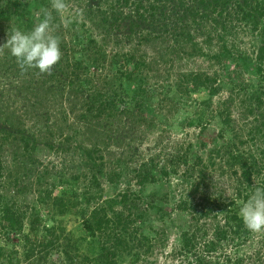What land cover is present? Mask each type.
I'll use <instances>...</instances> for the list:
<instances>
[{
	"label": "rangeland",
	"instance_id": "1",
	"mask_svg": "<svg viewBox=\"0 0 264 264\" xmlns=\"http://www.w3.org/2000/svg\"><path fill=\"white\" fill-rule=\"evenodd\" d=\"M14 1L0 0V13L11 15L0 18V44L13 29L30 31L43 3L18 0L21 6L15 8ZM45 1L49 6L50 0ZM68 3L69 13L83 14L78 22L57 30L67 47L62 49V67L55 66L50 75L38 69L22 74L13 61L0 59V156L5 167L0 264H70L77 251H90L89 243L96 241L83 222L100 208L132 220L126 235L142 255L129 257L119 251L120 264H199L204 241L213 238V224L224 223L245 201L235 196L236 207L228 204L236 188L246 191L232 171L239 167L232 168L233 155L250 154L246 157L261 167L251 192L264 180V57L259 55L264 0H232L222 15L203 7L201 13L208 15L189 19L187 25L203 52L188 53L186 45L183 51L166 54L170 59L162 58L166 44L159 53L156 43L143 37L164 31L172 39L174 32H183L178 27L187 21L182 7L170 12L168 26H163L167 20L157 19L159 12L151 17V0ZM202 26L207 33L201 32ZM95 46L104 51L99 66L92 63L93 54L85 56ZM82 61L85 68L78 69L76 77L72 71ZM158 61L162 71L147 74L143 86L148 93H141L138 85L147 65L139 62ZM187 73H202L213 81L199 86L186 79ZM97 94L113 106L104 116L89 110ZM126 109L134 115L125 113L119 120ZM104 138L123 142L101 152L108 162L98 183L92 184L96 172L88 167L84 148L97 140L101 148ZM207 166L198 179L199 169ZM200 204L213 206L218 218L201 219L209 233L200 224L196 248L185 249L183 234L192 231L193 212L204 209ZM10 205L22 229L11 228ZM33 216L38 219L30 223ZM247 235L222 240L210 258L226 264L225 252L243 256L244 264H264V231Z\"/></svg>",
	"mask_w": 264,
	"mask_h": 264
},
{
	"label": "trees",
	"instance_id": "2",
	"mask_svg": "<svg viewBox=\"0 0 264 264\" xmlns=\"http://www.w3.org/2000/svg\"><path fill=\"white\" fill-rule=\"evenodd\" d=\"M42 1L43 3L42 2L40 3L41 8L50 7V3H48L49 6H44L45 5L44 3H46V1L45 0H42ZM231 1L232 0H175V1L151 0V4L149 6V11H151V17H155V14H153L154 11L159 12L160 18H157V19L161 21H163L164 19L167 20V23L163 24V26H168L170 12L174 13L177 10L181 9V7L183 9V15L187 19V21L184 20V22L181 23L180 26H178L181 30H183V32H180V31L174 32L171 36L172 39L165 37L163 35L164 34L163 33L164 31H163V32H160L161 34H157L153 38H151L150 36L152 33H146V36L143 37V40L145 41L153 40L156 43V49L159 50V53L163 51L162 47L163 45L166 44V47L168 49L165 53H163L164 57L162 58L170 59V57H168L166 54H169L175 50L181 51L183 49L182 47L186 45L189 46L191 49V51H188V53L203 52L204 47L202 46L201 42H198V39L195 37L194 32L187 31L188 30L187 28L188 20L190 19L193 22H195L197 18L200 17V15H202L201 16L202 18H205V16L208 14L205 12L201 13V9H203V7L208 8V9L211 7L210 10L212 12H219L222 15V12L225 9V6ZM169 5H171V8H169ZM13 6L15 8H20L21 4L19 3L18 0H15L13 3ZM15 12L17 14L20 13V11H17V10H15ZM0 18L3 20H6L7 18L11 19V15L5 17V13L3 12V13H0ZM142 18H145V16ZM213 19L216 21V18H213ZM56 22L57 23L59 22V18H57ZM133 25L134 23L131 26ZM175 27L173 28L175 29ZM202 27L203 29H201V32L207 33L206 26H202ZM28 28H31V25H28ZM56 34L61 37V34H63V32L62 33L57 32ZM143 40L141 38L142 42ZM92 41L94 40L92 39ZM65 46H66V43H63V45L61 44L60 45L61 50L62 49L66 50L67 47ZM179 46H181V48ZM260 50L261 52L259 55H260V59H262L264 57V45L260 48ZM92 54H93L92 63L94 65L99 66V63L103 59H105L104 51L101 48V46H95L94 49L92 50V53H85V56L89 58ZM130 58L131 59L137 58L136 54H131ZM0 59H4L7 61H13L14 64H17L15 58L11 56L10 52L7 49H5L3 56L0 55ZM159 59L160 58H157L156 60H159ZM161 61L168 62L167 60L166 61L161 60ZM84 65H85V61L78 62L74 70L72 71V73H74L76 77H78L79 73L76 71H78V69L83 70L85 68ZM139 65H143V66L147 65V67H146V70H142L141 76H143L142 77L143 79L139 82L138 90L139 91L141 90L140 91L141 93H148L145 87L143 86V83L146 81L145 77L147 76V74L152 73L151 71L153 70L156 72H161L162 69H160L159 67V61L158 63L155 62V64L154 63L149 64L146 62L140 64L139 62ZM56 67H59V68L62 67V60H60V62L56 65ZM260 70L261 68L259 67V71ZM185 76H187L186 79L188 80L190 78L193 79L194 82L199 86L204 85L207 82L213 81V79L205 78L202 73H191V74L187 73V75ZM102 97H103L102 94H97V96L94 97V100H93L94 103L89 107L90 111H93V110L97 111V116H102V115L104 116V113L105 112L107 113V110L109 112V108H113V106H111L112 103H108L107 101L103 100ZM125 113H127L128 116L134 115L131 109L130 110L126 109L121 112V115L119 116L120 118L119 120L123 119ZM108 139H109L108 140L109 142L107 141L106 138L102 139L101 145L103 144V146L101 148H98V146L100 145L99 140H97V142L95 143L96 147L93 146V147L84 148L83 153L85 154V157L88 158L87 159L88 167L94 169L96 172L93 175V179L91 180L92 184L98 183V174L103 173L104 166L108 162V159H106L104 156L105 154L101 152L104 151L105 147L107 149L108 145H110L111 143L116 144L117 145L116 147H120L121 143L123 142L121 141V139L120 141L112 139V138H108ZM233 156H234V161L232 164V168L233 166H237V165H239V167L237 169H232V171L234 174L237 175V178L238 180H240L241 185L246 187V191L243 192L242 189L240 188H236L234 190V195L232 196L233 199L229 200L228 202L230 208L236 207L235 205L237 201L236 197L241 196L245 200L249 197V193L251 192V189L249 188L252 187L254 183L253 182L254 174H259L261 171V167L257 166L256 162H252L250 157H246V156H250V154L247 155L246 153L240 151L236 155H233ZM207 168L208 166L206 168L199 169L201 176L198 179H203V173L206 171ZM239 168H241V170ZM4 170H5L4 163L0 156V187H2L1 180L4 178V175H5ZM261 186H264V180L263 182H261ZM244 193L246 194L243 196ZM60 204L62 205L61 207L63 206L65 207L66 205L63 199L60 200ZM71 204L73 203H70V205L68 204V206L70 207ZM186 204H187L186 202L183 203L184 206H186ZM200 206L204 208L203 211L200 213V211L196 210L193 212L194 214L191 217V220L193 222L191 225L192 231H185L183 234V246L185 249L196 248L197 243H195L194 238H197V236L202 237V228L200 227L201 219L203 218L208 219L207 216H210V215H211L210 217L211 221L218 218L217 214L214 213L215 208L213 206H209V204L208 205L200 204ZM237 206H238V202H237ZM8 207H9V211H8ZM8 207L5 212L11 211L13 213L11 215L9 214V220H12L13 223L15 224V225L12 224L13 226H11V228L22 229L23 224L21 220L16 218L15 212H13L11 209V207L15 208V206L10 205ZM37 219L38 218L36 216H33V219H31L30 223H32L33 221L36 222ZM131 222L132 220L129 217H126L123 213L112 212V215H110L109 212L105 208L95 209L93 216H91L90 218L86 217L84 219L83 227L86 230H88V234L92 235V237L95 238L96 241L92 240L89 243L90 251L83 252V253H78L77 251V253L74 254L73 258L70 260L71 262L70 264H120L121 261L119 258L121 257V254L119 253V251L125 252L126 255L129 257H132V254H134L135 256H137V258H139L142 255V252L141 254L138 251L135 252L136 250L134 249V245L131 243V240L129 239L130 237L126 235L128 226L131 225ZM206 225L203 223L201 224V226H203L204 232L209 233V228H206ZM250 233L251 232H249L245 228L243 221L241 217L239 216V212L235 210L231 214H228L224 223L218 222V224H213V232L210 234L211 236H213V238L204 241L203 253L199 257H197L198 259L197 262L199 264H217L218 261L213 262V260L210 257H215L211 253L217 248H219V245L221 244L222 240L226 238H247L248 236L247 234H250ZM96 246H98L99 249H97ZM222 255L226 257L224 258L226 264H244L243 256H235L233 258L232 256H229L225 252H222ZM88 262H91V263H88Z\"/></svg>",
	"mask_w": 264,
	"mask_h": 264
},
{
	"label": "clouds",
	"instance_id": "3",
	"mask_svg": "<svg viewBox=\"0 0 264 264\" xmlns=\"http://www.w3.org/2000/svg\"><path fill=\"white\" fill-rule=\"evenodd\" d=\"M69 7L68 0H50V7L36 12L37 23L30 31L13 29L8 34L6 42L0 44V53L7 49L22 74L38 69L39 73L50 75L63 56L57 30L78 22L83 14L80 10L69 13ZM239 216L249 232L264 231V186L254 184L249 197L240 204Z\"/></svg>",
	"mask_w": 264,
	"mask_h": 264
}]
</instances>
